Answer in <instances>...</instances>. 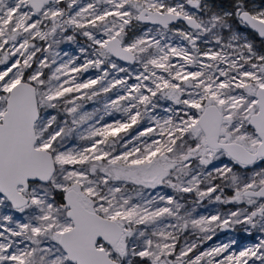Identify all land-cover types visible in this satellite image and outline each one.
<instances>
[{
    "label": "snow or ice",
    "instance_id": "snow-or-ice-1",
    "mask_svg": "<svg viewBox=\"0 0 264 264\" xmlns=\"http://www.w3.org/2000/svg\"><path fill=\"white\" fill-rule=\"evenodd\" d=\"M0 264H264V0H0Z\"/></svg>",
    "mask_w": 264,
    "mask_h": 264
},
{
    "label": "rangeland",
    "instance_id": "rangeland-1",
    "mask_svg": "<svg viewBox=\"0 0 264 264\" xmlns=\"http://www.w3.org/2000/svg\"><path fill=\"white\" fill-rule=\"evenodd\" d=\"M79 43L80 44H86L85 38L80 37L79 38ZM60 47H61L62 50L69 51V53L71 55H79L78 48L75 45H71V44L65 43V44H62ZM119 63H121L122 65L124 64V62H119ZM124 66L130 67V69L133 68V67H137V66H128V65H124ZM95 75H97L95 70H89V72L84 73V77L85 78H87L88 76H95ZM120 75L123 76L124 74L121 73ZM133 82L134 81L129 80V83H133ZM109 95H112V94L110 93ZM161 104H166V102L161 101ZM96 107L102 108L103 105H102V103L89 102L86 105V110L87 111H92ZM159 114L160 115H165L162 111H159ZM118 115L119 114H117V116ZM107 118L108 117H106V119ZM192 199H194V196L190 197V199H189V203H188L189 207L193 206L191 204V200ZM234 207L235 206H233V205L210 204L207 200H205L202 204L195 206V212L193 213V215H196V216H199V215H210V214H215L217 211H219L221 213H226L229 209H234ZM241 227L242 226H237L236 231H231V230H229V231H219L218 230L217 235L213 238V240L211 242L215 245V244H219V243H226V242H228L229 239L235 238L239 242L238 245H237L238 248L239 247H243V246H245L247 244H252V243L257 242L255 237H254L256 234H253V236H247L243 231L240 230ZM193 239H194V237H193Z\"/></svg>",
    "mask_w": 264,
    "mask_h": 264
},
{
    "label": "bare ground",
    "instance_id": "bare-ground-1",
    "mask_svg": "<svg viewBox=\"0 0 264 264\" xmlns=\"http://www.w3.org/2000/svg\"><path fill=\"white\" fill-rule=\"evenodd\" d=\"M138 67V66H137ZM133 81V80H132ZM109 121L111 120V119H113L112 117H108L107 118ZM255 237V236H254ZM244 240V239H243ZM246 240V239H245ZM218 243V242H217ZM214 244L211 242V241H209V242H207L205 245H204V247L205 248H207V247H209V246H213Z\"/></svg>",
    "mask_w": 264,
    "mask_h": 264
}]
</instances>
